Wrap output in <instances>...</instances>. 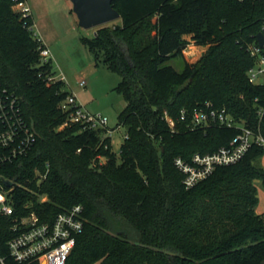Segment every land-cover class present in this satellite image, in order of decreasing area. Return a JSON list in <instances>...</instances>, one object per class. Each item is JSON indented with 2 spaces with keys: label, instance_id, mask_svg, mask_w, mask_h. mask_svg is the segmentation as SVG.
Masks as SVG:
<instances>
[{
  "label": "trees",
  "instance_id": "16d2710c",
  "mask_svg": "<svg viewBox=\"0 0 264 264\" xmlns=\"http://www.w3.org/2000/svg\"><path fill=\"white\" fill-rule=\"evenodd\" d=\"M112 4L121 24L82 42L122 78L116 91L127 106L118 127L127 135L119 155L107 128L69 123L60 129L69 121L60 103L70 93L55 78L52 61L42 63L47 46L34 33L32 14L15 11L14 0H0V86L20 96L38 133L27 156L12 170H0L32 190L16 191V214L53 222L82 205L87 221L67 264H263L264 215L255 209L256 181L264 185V147L252 146L238 163L218 167L191 189L175 159L214 153L239 133L238 126L193 130L190 118L180 119L181 110L206 102L264 138V88L247 76L254 65L247 45L262 29L264 0ZM186 36L209 48L196 64L184 59L178 72L167 63L184 58ZM46 164L48 176L38 184L35 174L45 173ZM10 228L11 218L0 217L1 256H8ZM7 263L13 264L8 257Z\"/></svg>",
  "mask_w": 264,
  "mask_h": 264
},
{
  "label": "built area",
  "instance_id": "2783aa9c",
  "mask_svg": "<svg viewBox=\"0 0 264 264\" xmlns=\"http://www.w3.org/2000/svg\"><path fill=\"white\" fill-rule=\"evenodd\" d=\"M14 1V10L17 9L23 16L31 14L25 1ZM260 33L264 35V21ZM247 51L254 59V65L247 72L248 80L252 85L264 88V46L260 45L256 37L254 42L247 45ZM40 55L42 63L52 61V54L47 47L41 50ZM53 79L50 78V81ZM86 85L85 81L80 83L82 88ZM60 109L69 115V121L60 129L69 123L107 128V118L86 112L72 94L60 103ZM263 112L264 109L259 110V115H263ZM164 118L174 131L175 122L167 111ZM188 118L191 119L193 130L213 125L226 128L238 126L240 130L228 146L214 153H196L190 159H175V166L184 175L186 189L208 179L218 167L238 163L252 146L264 147V138L260 134L244 122L236 121L226 109L214 108L210 102L194 108L192 112L181 110L180 119L186 121ZM37 139L35 127L24 116L20 96L0 86V170H12L33 150ZM49 168L50 165L46 164L45 173L35 174L38 184L47 178ZM6 182H11V186H7ZM17 190L32 191L26 182L0 174V217L11 218L10 230L14 234L7 242V257L13 264H67L87 221L84 207L75 205L59 213L53 222H43L35 213L16 214L14 194ZM7 257L0 255V264H8Z\"/></svg>",
  "mask_w": 264,
  "mask_h": 264
},
{
  "label": "rangeland",
  "instance_id": "374dc122",
  "mask_svg": "<svg viewBox=\"0 0 264 264\" xmlns=\"http://www.w3.org/2000/svg\"><path fill=\"white\" fill-rule=\"evenodd\" d=\"M28 3L34 16V33L52 49L55 78L65 83L66 90L77 98L86 112L107 118L112 150L119 155L127 135L126 127H118L119 115L127 106L123 96L116 91L122 78L102 61H97L82 38H92L100 28L115 26L121 21L84 29L70 0H28ZM185 38L189 44L184 50V58L178 56L167 63L178 72L184 69V59L196 64L209 48L197 45L191 36ZM82 81L87 84L85 88L80 86ZM101 162L106 160L101 159Z\"/></svg>",
  "mask_w": 264,
  "mask_h": 264
},
{
  "label": "water",
  "instance_id": "95a60500",
  "mask_svg": "<svg viewBox=\"0 0 264 264\" xmlns=\"http://www.w3.org/2000/svg\"><path fill=\"white\" fill-rule=\"evenodd\" d=\"M70 1L79 19L80 26L84 29H94L121 19L120 13L112 4L113 0ZM257 40L261 46H264V35L262 33L257 34ZM6 184L11 186V182H6Z\"/></svg>",
  "mask_w": 264,
  "mask_h": 264
},
{
  "label": "crops",
  "instance_id": "0c3cea01",
  "mask_svg": "<svg viewBox=\"0 0 264 264\" xmlns=\"http://www.w3.org/2000/svg\"><path fill=\"white\" fill-rule=\"evenodd\" d=\"M25 2L28 5V7L30 8L31 14L33 16L32 9H31V7H30V5L28 3V0H25ZM33 18H34V16H33ZM42 41H44V40L42 39ZM44 44L48 48V45L46 43H44ZM48 49L50 50L51 54H53L52 53V49L50 47ZM261 164L264 167V156L261 159ZM256 186H257V189H258L259 203H258L255 211H256V213L258 215H264V185L262 184L261 181H256Z\"/></svg>",
  "mask_w": 264,
  "mask_h": 264
}]
</instances>
